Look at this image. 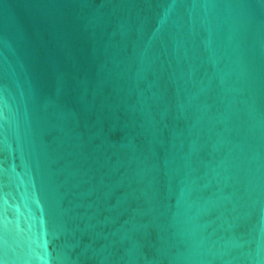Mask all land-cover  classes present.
Wrapping results in <instances>:
<instances>
[{"label": "water", "instance_id": "water-1", "mask_svg": "<svg viewBox=\"0 0 264 264\" xmlns=\"http://www.w3.org/2000/svg\"><path fill=\"white\" fill-rule=\"evenodd\" d=\"M0 264H264V0H0Z\"/></svg>", "mask_w": 264, "mask_h": 264}]
</instances>
